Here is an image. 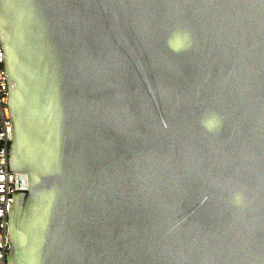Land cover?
<instances>
[{
    "label": "water",
    "instance_id": "1",
    "mask_svg": "<svg viewBox=\"0 0 264 264\" xmlns=\"http://www.w3.org/2000/svg\"><path fill=\"white\" fill-rule=\"evenodd\" d=\"M7 264H264V0H0Z\"/></svg>",
    "mask_w": 264,
    "mask_h": 264
},
{
    "label": "built area",
    "instance_id": "2",
    "mask_svg": "<svg viewBox=\"0 0 264 264\" xmlns=\"http://www.w3.org/2000/svg\"><path fill=\"white\" fill-rule=\"evenodd\" d=\"M4 58V48L0 44V264H7V255L11 249L9 213L14 203V195L28 189L27 174L10 169L9 149L13 138V125Z\"/></svg>",
    "mask_w": 264,
    "mask_h": 264
}]
</instances>
